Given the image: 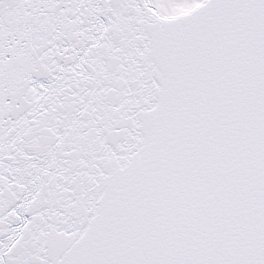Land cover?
<instances>
[{"label":"snow or ice","instance_id":"snow-or-ice-1","mask_svg":"<svg viewBox=\"0 0 264 264\" xmlns=\"http://www.w3.org/2000/svg\"><path fill=\"white\" fill-rule=\"evenodd\" d=\"M0 264H264V0H0Z\"/></svg>","mask_w":264,"mask_h":264}]
</instances>
